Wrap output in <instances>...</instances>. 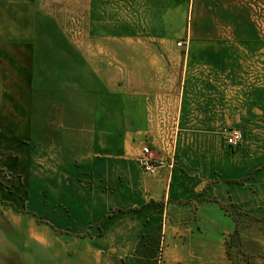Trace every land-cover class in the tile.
Returning a JSON list of instances; mask_svg holds the SVG:
<instances>
[{
  "label": "crops",
  "instance_id": "0c3cea01",
  "mask_svg": "<svg viewBox=\"0 0 264 264\" xmlns=\"http://www.w3.org/2000/svg\"><path fill=\"white\" fill-rule=\"evenodd\" d=\"M37 9L0 0V168L14 177L0 182V264H234L221 203L264 219L255 48L197 28L181 45L123 38L117 56L87 53L92 71L41 115ZM225 127L242 130L235 148ZM144 145L162 161L152 174Z\"/></svg>",
  "mask_w": 264,
  "mask_h": 264
},
{
  "label": "rangeland",
  "instance_id": "374dc122",
  "mask_svg": "<svg viewBox=\"0 0 264 264\" xmlns=\"http://www.w3.org/2000/svg\"><path fill=\"white\" fill-rule=\"evenodd\" d=\"M35 4L40 114L47 112L56 87L80 82L92 71L84 57L87 53L99 60L102 55L117 56L123 38L186 44L193 28L206 34L200 38L228 35L227 39L255 48L252 72L262 83L264 0H35ZM4 174L7 180L13 178ZM238 226V238L228 242L234 264H264V219L239 215ZM151 257L141 259L145 264H163L161 253Z\"/></svg>",
  "mask_w": 264,
  "mask_h": 264
},
{
  "label": "built area",
  "instance_id": "2783aa9c",
  "mask_svg": "<svg viewBox=\"0 0 264 264\" xmlns=\"http://www.w3.org/2000/svg\"><path fill=\"white\" fill-rule=\"evenodd\" d=\"M181 45V42L178 43ZM223 141L228 146L235 148L239 145L243 138L242 130L239 128L225 127L222 130ZM148 146H143L141 153L137 157V162L147 174H152L158 171L159 167L162 164L161 160L156 159L152 154ZM8 176V174H6Z\"/></svg>",
  "mask_w": 264,
  "mask_h": 264
},
{
  "label": "trees",
  "instance_id": "16d2710c",
  "mask_svg": "<svg viewBox=\"0 0 264 264\" xmlns=\"http://www.w3.org/2000/svg\"><path fill=\"white\" fill-rule=\"evenodd\" d=\"M1 153V151H0ZM4 171L0 168V182H2L6 187H10L11 184H13L14 182V177L11 178V179H5V176H4ZM221 206L222 208L227 211L230 216L233 218V220L235 221V228H234V231L233 233L228 236L226 242H225V245H226V249H227V254L229 255V257L232 259L231 255H230V252H229V249H228V245H229V239L230 238H238L239 236V215L240 216H247V217H252L250 215L247 214V212L243 211L241 206L238 205L237 203H230V202H227V203H221Z\"/></svg>",
  "mask_w": 264,
  "mask_h": 264
}]
</instances>
